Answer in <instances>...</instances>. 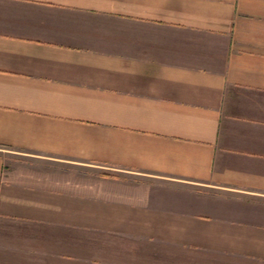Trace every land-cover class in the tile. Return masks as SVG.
I'll return each instance as SVG.
<instances>
[{
  "label": "crops",
  "instance_id": "1",
  "mask_svg": "<svg viewBox=\"0 0 264 264\" xmlns=\"http://www.w3.org/2000/svg\"><path fill=\"white\" fill-rule=\"evenodd\" d=\"M0 152V264H264V0H0Z\"/></svg>",
  "mask_w": 264,
  "mask_h": 264
},
{
  "label": "rangeland",
  "instance_id": "2",
  "mask_svg": "<svg viewBox=\"0 0 264 264\" xmlns=\"http://www.w3.org/2000/svg\"><path fill=\"white\" fill-rule=\"evenodd\" d=\"M0 154L4 155V158H7L6 154L4 152H0ZM178 211L182 210V207L180 206L179 208H177ZM185 209V208H184ZM164 211H165V207H164ZM183 211V210H182Z\"/></svg>",
  "mask_w": 264,
  "mask_h": 264
}]
</instances>
